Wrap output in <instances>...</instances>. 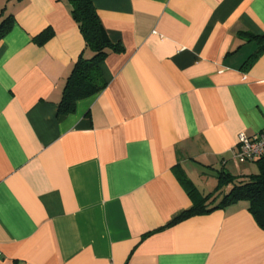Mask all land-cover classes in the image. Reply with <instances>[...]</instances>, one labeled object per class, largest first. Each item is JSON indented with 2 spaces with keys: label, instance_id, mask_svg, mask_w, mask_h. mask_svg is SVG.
Returning <instances> with one entry per match:
<instances>
[{
  "label": "crops",
  "instance_id": "crops-1",
  "mask_svg": "<svg viewBox=\"0 0 264 264\" xmlns=\"http://www.w3.org/2000/svg\"><path fill=\"white\" fill-rule=\"evenodd\" d=\"M92 2L124 51L63 115L92 56L68 0H0V264H264L248 201L167 227L193 205L175 169L203 194L251 170L232 150L264 130V51L248 64L242 35L264 36V0Z\"/></svg>",
  "mask_w": 264,
  "mask_h": 264
},
{
  "label": "trees",
  "instance_id": "trees-1",
  "mask_svg": "<svg viewBox=\"0 0 264 264\" xmlns=\"http://www.w3.org/2000/svg\"><path fill=\"white\" fill-rule=\"evenodd\" d=\"M68 2L72 16L84 36L86 49L92 53V56L89 58L82 53L67 80L60 103V113L63 115L74 113L80 100L94 96L107 87L101 71V64L110 54L124 51V47L119 42L115 43L109 37L92 0H68ZM10 21L9 17L0 23V40L8 32ZM51 35L52 31L43 33L40 36L42 43L48 40ZM242 35L251 40H257L260 44L256 54L248 61L249 64L264 51V36H255L250 33ZM255 163L258 165L259 173L247 177H235L227 171L221 170L218 174L217 188L208 194L201 193L182 170L175 169L177 178L192 198L193 205L182 212L167 227L194 216L210 214L229 204L245 200L249 202L250 213L258 225L264 229V158ZM229 185L233 186L232 189L223 194L222 199L217 203V195L220 196Z\"/></svg>",
  "mask_w": 264,
  "mask_h": 264
},
{
  "label": "built area",
  "instance_id": "built-area-1",
  "mask_svg": "<svg viewBox=\"0 0 264 264\" xmlns=\"http://www.w3.org/2000/svg\"><path fill=\"white\" fill-rule=\"evenodd\" d=\"M232 155L240 163H255L264 158V130L255 137L240 133Z\"/></svg>",
  "mask_w": 264,
  "mask_h": 264
},
{
  "label": "rangeland",
  "instance_id": "rangeland-1",
  "mask_svg": "<svg viewBox=\"0 0 264 264\" xmlns=\"http://www.w3.org/2000/svg\"><path fill=\"white\" fill-rule=\"evenodd\" d=\"M248 166L251 167V170L248 172L249 174H247L248 176L253 175V173H254V174L259 173V168H258V165H257L256 163H249ZM212 175H213V177H214L215 174H212ZM215 177H216V176H215ZM211 178H212V177H211ZM213 179H214V178H213ZM216 180H217V179H216ZM216 180H215V182H216Z\"/></svg>",
  "mask_w": 264,
  "mask_h": 264
}]
</instances>
